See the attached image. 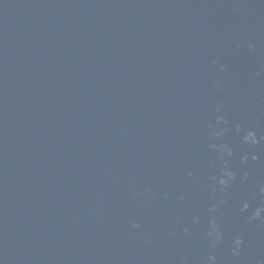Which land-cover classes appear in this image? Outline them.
Returning <instances> with one entry per match:
<instances>
[{"label":"water","instance_id":"water-1","mask_svg":"<svg viewBox=\"0 0 264 264\" xmlns=\"http://www.w3.org/2000/svg\"><path fill=\"white\" fill-rule=\"evenodd\" d=\"M0 264H264V0H0Z\"/></svg>","mask_w":264,"mask_h":264},{"label":"clouds","instance_id":"clouds-1","mask_svg":"<svg viewBox=\"0 0 264 264\" xmlns=\"http://www.w3.org/2000/svg\"><path fill=\"white\" fill-rule=\"evenodd\" d=\"M247 141L255 143L256 139H255V134L254 133H248L247 137L245 138ZM260 212L258 211L257 213H255V216H259ZM255 218V217H253ZM217 239H219V236L216 237ZM241 241L239 239H237L235 241L236 246L238 247L240 245ZM210 260H214V257H209Z\"/></svg>","mask_w":264,"mask_h":264}]
</instances>
